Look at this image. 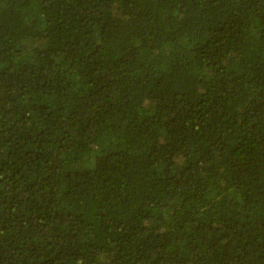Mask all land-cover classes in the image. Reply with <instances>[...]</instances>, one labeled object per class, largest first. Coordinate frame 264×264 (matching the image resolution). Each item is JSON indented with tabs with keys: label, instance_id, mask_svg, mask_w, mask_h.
I'll return each mask as SVG.
<instances>
[{
	"label": "trees",
	"instance_id": "16d2710c",
	"mask_svg": "<svg viewBox=\"0 0 264 264\" xmlns=\"http://www.w3.org/2000/svg\"><path fill=\"white\" fill-rule=\"evenodd\" d=\"M0 264H264V0H0Z\"/></svg>",
	"mask_w": 264,
	"mask_h": 264
}]
</instances>
